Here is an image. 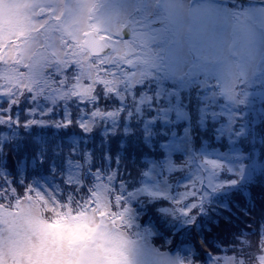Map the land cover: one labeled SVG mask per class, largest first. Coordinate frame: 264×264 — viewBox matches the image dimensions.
<instances>
[{"label":"snow or ice","instance_id":"obj_1","mask_svg":"<svg viewBox=\"0 0 264 264\" xmlns=\"http://www.w3.org/2000/svg\"><path fill=\"white\" fill-rule=\"evenodd\" d=\"M166 2L159 0L162 18L153 13L131 33L125 25L102 30L96 0L0 3V67H8L9 49L31 50L35 58L27 78L0 76V208L7 200L15 209L0 216V243L11 264H16L15 252L31 243L26 221L34 201L58 213L104 207L125 229L134 226L144 205L163 202L158 211L171 217L172 228L182 226L177 235L203 232L205 225L230 226L233 202L242 208L264 204L257 199L264 197L259 186L264 185V163L251 152L246 160L232 154L239 149L203 153L179 164L169 161L155 179L147 171L136 177L122 171L121 160L133 151L171 150L177 139L171 121L177 109L190 113L193 103L205 113L204 123L227 111L220 103L231 107L221 117L218 137L256 138L239 117L247 93L233 69L245 63L250 47L264 50V16L244 13L253 39L229 40L222 31L228 19H190L168 11ZM200 2L188 0L194 8ZM213 69L223 79L201 88L199 82ZM206 92L226 99L200 100ZM98 152L102 166L95 163ZM17 186H26L27 195L12 203ZM114 193V210H109ZM257 234L264 251V217L255 232L209 253L210 264H264V255H252V245L244 243ZM119 252L121 264H131L127 241ZM157 264L171 262L161 257ZM176 264L199 262L185 258Z\"/></svg>","mask_w":264,"mask_h":264},{"label":"rangeland","instance_id":"obj_2","mask_svg":"<svg viewBox=\"0 0 264 264\" xmlns=\"http://www.w3.org/2000/svg\"><path fill=\"white\" fill-rule=\"evenodd\" d=\"M148 1L149 5L147 0H96V21L101 24L103 30L118 28L124 25L125 20L131 18L134 29L140 27L153 13H156L155 19L162 18L163 14L157 11L159 0ZM164 7L170 12L194 20L228 19L230 23L222 29L226 39L231 40L234 37L249 41L253 39L247 31L251 22L246 17L242 19L239 11L225 17L226 13L215 6L214 0H201L195 8L188 3V0H167ZM254 31L259 35L258 27ZM6 56L9 64L8 67H0V76L20 79L32 75L35 58L31 50L22 49L14 53L9 49ZM13 56L16 57L15 63L12 62ZM233 72L237 82L242 85V90L247 93L246 103L240 106L241 121L249 120L252 125L264 124V50L250 47L245 63L234 68ZM213 75L216 76L218 83L224 76L213 69L205 73L204 78H211ZM205 83L204 79L200 81L204 87ZM206 99L215 102L223 101L226 97L221 93L209 92ZM225 106L226 114L229 115L231 107L226 104ZM185 147V137L176 140L173 148L167 150L168 159L172 153L181 151ZM33 204L31 217L26 221L28 225L26 233L31 243L15 252L16 264H121L119 249L123 241L128 242L131 264H157L161 257H167L171 264H176L178 260L175 255L159 253L153 249L147 232H144L139 240H133L116 221H112L111 217L106 215L107 209L104 207L98 206L99 211L90 209L88 213L79 217L68 215L66 219L52 225L45 219L47 218L45 215V218L42 217L39 203L34 201ZM14 211L15 209L1 208L0 216ZM0 264H11V261L6 259L2 243H0Z\"/></svg>","mask_w":264,"mask_h":264},{"label":"trees","instance_id":"obj_3","mask_svg":"<svg viewBox=\"0 0 264 264\" xmlns=\"http://www.w3.org/2000/svg\"><path fill=\"white\" fill-rule=\"evenodd\" d=\"M210 81H215V78H207L205 85L207 86ZM200 86L204 88L202 84H200ZM208 93L209 92H206L203 96H199L198 98L207 101L209 100L206 99ZM213 103L215 102L213 101ZM218 107L221 109L226 108L223 103H220ZM204 116L205 113L202 109L198 110L195 103H193L190 113L185 109H177L176 117L171 121V123L175 125L173 134L176 135V140L185 137V149L172 153L169 159L167 150H163L157 154L156 150L151 147H146L145 150H141L139 155L133 151L127 156V159L121 160L122 171L125 172V175L130 173L132 177H136L138 173L147 171L150 176L155 179V177L166 172L169 161L179 164L182 160L191 159L203 153L223 155L227 154L229 150L235 149H239V151L232 152L235 156H243L246 160L248 153L251 152L254 159L258 160L260 163H264V144L260 142V137H264L263 124L252 125L249 120L246 122L241 121L246 127V132L248 130H254L256 138L253 139L252 137H248L246 141H237L228 134H224L220 137L217 135V129L224 126L221 117L228 116L226 111H221L217 114L216 119H209L207 123L203 122ZM119 143L118 141L117 144L119 145ZM121 155L125 154L121 153ZM101 156L102 154L99 152L96 155L95 163L97 166H102ZM106 163L107 158L105 157L103 166H106ZM25 188L26 186H17L12 203H15V199L18 198L22 200L25 195H27ZM80 195H83V193H77L78 197ZM114 195L115 193L111 201L113 206L111 210H114ZM257 199L264 201V197H257ZM3 203H5V206L2 208L14 209L11 206H7V200ZM162 204L163 202L144 205L141 211L137 213L134 226L130 229H122L127 232L133 240L140 239L142 233L147 232L149 242L152 248L157 252L175 255L178 260L194 258L199 264H206L207 255H209V253L218 252L222 247L232 244L234 242V237L240 234L255 232L260 227L261 218L264 217V204L252 202L248 204L247 207L242 208L239 204L233 202V219L230 226L216 224L213 228L205 225L203 232L197 230L194 233L177 235L182 226L176 228L171 227V217L166 219L165 214L158 211V209L162 207ZM39 205L42 211V217L45 218V215L48 218L45 219L52 225L66 219L68 215L79 217L85 214L76 207L65 209L63 212L58 213L51 210L48 205ZM260 239L261 237L257 234L248 237L244 241L245 245L249 243L252 245L250 251L254 256L264 255V251L261 250ZM246 264H248L247 261ZM252 264H258V261H253Z\"/></svg>","mask_w":264,"mask_h":264},{"label":"flooded vegetation","instance_id":"obj_4","mask_svg":"<svg viewBox=\"0 0 264 264\" xmlns=\"http://www.w3.org/2000/svg\"><path fill=\"white\" fill-rule=\"evenodd\" d=\"M246 1L249 5L255 8L254 13L264 16V0H242ZM229 7V5H228Z\"/></svg>","mask_w":264,"mask_h":264}]
</instances>
